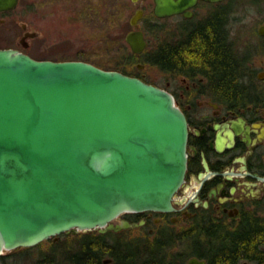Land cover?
Returning a JSON list of instances; mask_svg holds the SVG:
<instances>
[{"label":"water","instance_id":"obj_1","mask_svg":"<svg viewBox=\"0 0 264 264\" xmlns=\"http://www.w3.org/2000/svg\"><path fill=\"white\" fill-rule=\"evenodd\" d=\"M198 1L155 0L154 13L190 16ZM17 4L0 0V11ZM125 39L135 55L147 47L141 30ZM188 140L186 116L157 86L87 62L0 49V256L63 234L142 225L114 224L125 213L173 212Z\"/></svg>","mask_w":264,"mask_h":264},{"label":"flooded vegetation","instance_id":"obj_2","mask_svg":"<svg viewBox=\"0 0 264 264\" xmlns=\"http://www.w3.org/2000/svg\"><path fill=\"white\" fill-rule=\"evenodd\" d=\"M130 1L138 7L131 19L137 11L143 13L139 23L144 19L147 9L153 8L152 15L159 25L157 54L165 58L184 47L183 55L188 60L192 55L188 54L186 48L191 45L194 30L212 20L215 15H224L225 18L228 14L226 9L236 2L199 0L186 11L190 16L181 13L158 17L154 13L155 0ZM20 2L18 0L14 10L0 11V49L20 51L11 46L1 47L5 40L6 18L16 11ZM199 8H207V12L201 21H196L200 18L197 12ZM225 24L224 19L223 29L228 43L229 34L224 28ZM16 29L11 30V33L15 35ZM22 29L24 35L21 45L27 48V39L38 35L30 32L26 24L22 25ZM155 66L161 82L153 85L170 93L187 119L189 160L186 181L174 197L173 212L125 213L114 224L129 221L142 224L138 228L165 224L169 228L180 226L186 229L183 232L186 240L182 242L190 245V250L185 254L188 259H184L183 264H188L191 258L204 260L207 264L206 259L198 254L187 256L197 251L196 246L199 244L200 247L208 243L216 248L225 245L230 248L238 238L247 234L257 236L258 239L254 241L256 249L264 252V239L259 238V230L264 226V95L243 103L229 101L224 91L218 90L217 82L210 78L207 72L210 66L213 67L210 64L200 62L168 66L164 60ZM254 81L264 86V80L258 78ZM172 236L170 233L163 234V238L169 240ZM179 258L180 255L174 259L175 263H181ZM236 262L260 264L261 261L258 256L256 259L241 256L236 257ZM111 263L112 260L106 264Z\"/></svg>","mask_w":264,"mask_h":264},{"label":"rangeland","instance_id":"obj_3","mask_svg":"<svg viewBox=\"0 0 264 264\" xmlns=\"http://www.w3.org/2000/svg\"><path fill=\"white\" fill-rule=\"evenodd\" d=\"M234 4L226 9L228 14L224 28L229 34L228 43L231 42L239 56L250 53L245 63L246 73L254 75L257 80L264 73V37L258 34V28L264 25V0H236ZM137 9L130 0H21L16 11L6 18L5 40L1 47L18 48L36 60L82 61L104 70L121 61L122 55L132 54L135 61L129 65L127 75L142 78L152 85L159 84V71L150 61V56L157 50L159 26L152 15V7L147 9L138 26L144 31L148 42L145 51L140 55L133 54L125 39L127 33L134 29L130 19ZM197 12L200 18L196 21H201L207 8H199ZM23 24L27 25L30 32L38 35L27 39V48L21 45ZM14 29L17 30L15 35L11 33ZM251 82L255 84L254 80ZM151 229L153 232H150ZM183 232L186 229L180 226L169 228L162 224L137 227L120 233L88 231L75 235L63 234L57 240L50 239L36 247L5 251L0 256V264H36L44 255H49L54 246H59L58 250L65 249L62 253H68L66 247L70 248L82 236L97 234L105 235L112 243L115 240L119 244L134 241L141 247L164 240L163 234L170 233L173 236L168 247L165 246V253L174 260L190 250V245L182 242L186 240Z\"/></svg>","mask_w":264,"mask_h":264},{"label":"trees","instance_id":"obj_4","mask_svg":"<svg viewBox=\"0 0 264 264\" xmlns=\"http://www.w3.org/2000/svg\"><path fill=\"white\" fill-rule=\"evenodd\" d=\"M224 19V15H215L212 20L194 30L191 45L186 48L188 54L192 55L189 60L183 55L184 47H182V50L171 52L165 58L155 51L150 56V61L153 65H157L165 60L168 66L172 64L191 65L200 62L210 64L213 65L207 71L210 78L217 82L218 90L224 91L229 101L243 103L255 100L259 96L262 97L264 87L252 84L251 80H256L255 76L250 75V78L246 73L245 63L248 61L250 53L239 56L231 42H226L223 29ZM120 58L122 60L117 61V64L109 67L108 70H123V73L127 74L129 65L134 64V56L126 53ZM259 233H261L259 238L264 239V226L260 228ZM257 239L254 234L242 235L230 248H227V245L216 248L212 245L211 247L208 243H203L201 247L200 244L196 246L197 251L187 256L198 254L201 258L206 259L207 264H237L236 257L246 256L256 259L258 256L260 264H264V252H258L254 243ZM169 242V239L164 238V240H157L152 245L145 244L140 247L134 241L119 244L115 240L112 243L102 234L85 235L70 248L66 247L68 253L64 251L62 253L61 251L65 249L58 250L59 246H54L50 254L44 255L36 264H106L105 260L107 259L112 260L111 264H177L176 260H171L173 257L165 253V246L167 248ZM183 256L186 257L180 255V264H183Z\"/></svg>","mask_w":264,"mask_h":264},{"label":"bare ground","instance_id":"obj_5","mask_svg":"<svg viewBox=\"0 0 264 264\" xmlns=\"http://www.w3.org/2000/svg\"><path fill=\"white\" fill-rule=\"evenodd\" d=\"M202 261V260H201ZM204 261V260H203Z\"/></svg>","mask_w":264,"mask_h":264}]
</instances>
